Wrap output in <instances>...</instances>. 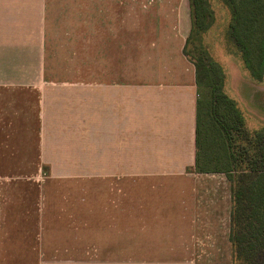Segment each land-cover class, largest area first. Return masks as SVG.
Returning <instances> with one entry per match:
<instances>
[{
	"label": "crops",
	"instance_id": "1",
	"mask_svg": "<svg viewBox=\"0 0 264 264\" xmlns=\"http://www.w3.org/2000/svg\"><path fill=\"white\" fill-rule=\"evenodd\" d=\"M190 29L184 28L180 49L188 65L184 78L92 81L91 94L77 91L75 111L63 109L62 102L54 101L59 93L41 88V82L2 84L17 86L27 102L36 103L40 166L92 167V172L55 176L88 182L90 190L83 185L58 197L39 184L37 195L15 191L0 216L9 248L0 264L190 263L198 232L213 230L216 222L221 228L218 217H212L213 196L206 198L210 185L202 177L210 174L188 171L196 166L198 105L196 68L183 52ZM70 136L77 143L72 154ZM58 139L65 145L61 150ZM85 147L91 157L85 158ZM44 178L54 180L52 175ZM173 182L180 184L176 191L169 189ZM185 183L191 190L183 191ZM134 184L146 188L133 191ZM73 196L78 205H65ZM57 197L60 206L53 200ZM26 199L34 200L32 206ZM134 242L139 254H134Z\"/></svg>",
	"mask_w": 264,
	"mask_h": 264
},
{
	"label": "rangeland",
	"instance_id": "2",
	"mask_svg": "<svg viewBox=\"0 0 264 264\" xmlns=\"http://www.w3.org/2000/svg\"><path fill=\"white\" fill-rule=\"evenodd\" d=\"M208 1L213 11L212 24L189 43V58L197 60L203 50L220 65L225 73L224 90L235 100L246 129L264 131V77L260 81L252 78L240 52L229 39L232 14L228 6L223 0ZM188 19L190 23L186 22ZM186 27H192L189 0H0V216L4 207L11 204L15 191H23V196L34 192L37 195L41 184L42 190L60 197V192H75L83 189V185L86 189L88 182L55 179V176L92 172V167L40 166L36 157L39 137L34 125L38 113L36 103L27 102L28 98L22 91L18 92L17 86L2 84L41 82V88L59 93L54 101L62 102L63 109L75 111L77 91L83 89L84 95L91 94L92 81L103 84L184 78L188 65L180 49ZM75 139L76 136H70L69 154L76 148ZM59 140L61 150L65 145H60ZM88 157L91 149L85 147V158ZM188 171L210 174L202 177L206 178L205 182L210 185L208 191L212 193L207 191L206 198L213 196L209 200L216 210L212 217H218L221 228L217 229L216 222L213 230L198 232L195 247L190 249L196 255L190 263L151 264H244L229 239L231 182L224 173H202L196 167ZM48 175L54 180H46L44 177ZM173 183H169V189L176 191L180 184ZM137 186L134 184L133 191L146 188L145 184ZM183 186V191L191 190V184ZM58 197L53 200L60 206ZM32 201L29 203L26 199V205L32 206ZM64 202L76 207L79 200L73 196ZM3 226L0 220V255L9 250L5 247L7 237ZM136 246L134 242V254H139L140 248ZM181 246L189 251L187 245ZM164 248L167 247H158ZM91 250L85 247L86 252Z\"/></svg>",
	"mask_w": 264,
	"mask_h": 264
},
{
	"label": "trees",
	"instance_id": "3",
	"mask_svg": "<svg viewBox=\"0 0 264 264\" xmlns=\"http://www.w3.org/2000/svg\"><path fill=\"white\" fill-rule=\"evenodd\" d=\"M232 14L228 37L255 80L264 77V0H223ZM192 27L184 55L196 68L198 87L196 170L224 173L232 184L230 242L244 264H264V131L246 129L234 99L224 90L225 73L201 50L187 47L212 24L208 0H189ZM207 56H206V55ZM208 57V59H207Z\"/></svg>",
	"mask_w": 264,
	"mask_h": 264
}]
</instances>
